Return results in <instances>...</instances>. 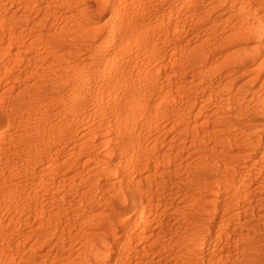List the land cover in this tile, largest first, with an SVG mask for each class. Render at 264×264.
I'll return each instance as SVG.
<instances>
[{
	"label": "rangeland",
	"instance_id": "rangeland-1",
	"mask_svg": "<svg viewBox=\"0 0 264 264\" xmlns=\"http://www.w3.org/2000/svg\"><path fill=\"white\" fill-rule=\"evenodd\" d=\"M83 7L91 5L0 0V264H250L264 257V170L243 172L248 182L226 188L214 175L205 187L195 176L202 161L237 153L222 141L228 125L238 138L242 126L261 122L264 73L236 63L212 68L217 33L209 27L222 20L214 12L183 22L176 34L191 42L174 38V48L155 46L143 32L120 36L111 21L103 47L137 39L133 55L166 77L136 84L144 92L115 83L113 74L80 86L71 60L55 63L38 34L68 27ZM114 8L154 23L125 0ZM189 47L207 51L205 65L184 56ZM55 72L67 83L53 84ZM157 90L167 91L160 102L171 105L151 104ZM168 90L181 93L173 98ZM125 188L133 193L123 197Z\"/></svg>",
	"mask_w": 264,
	"mask_h": 264
},
{
	"label": "bare ground",
	"instance_id": "bare-ground-1",
	"mask_svg": "<svg viewBox=\"0 0 264 264\" xmlns=\"http://www.w3.org/2000/svg\"><path fill=\"white\" fill-rule=\"evenodd\" d=\"M117 1L119 0H82L84 4L86 2L91 5L90 9L86 11V7L81 8L77 19L68 27L60 28L57 31L46 30L38 34L40 43L49 54H53L55 57V63L60 64L71 60L74 75L72 78L80 86H87L89 83H95L99 79L113 74L115 83L123 82L126 87L131 89L137 86L136 89L144 92L145 89L136 84L153 83L156 80L155 76H159L160 73L166 77L159 65L150 64L133 55L134 51L130 46L138 44L137 39L130 40L125 48L112 41L103 47L102 44L109 36L107 34L112 32L111 29H106L111 21L116 20L118 26L116 31L120 33V36L143 32L148 36H155L153 42L155 46L161 44L162 47L174 48L173 41L177 40L174 38H183L186 42H191L190 38L186 39L184 34H180L183 32L176 34L180 31L183 22L188 18L206 20L214 12L222 16V20L218 23L223 25L219 27V24H214L209 27L213 34L217 33V38L211 47L218 55V59L216 62L210 63L212 68L217 69L236 63L254 68L257 73H264V0H162L154 3L125 0L128 6H134L144 11L148 19L154 22L147 25L142 17L131 14L127 10L115 9L114 5ZM26 20H31L34 23L43 22L45 25L47 17L42 19L41 17L32 19L26 17ZM36 25L38 24L34 26ZM1 28L2 25H0ZM188 49L187 54H183L185 57L190 56L200 65H205L206 50L192 47ZM17 52H21V50H17ZM76 54L82 55L81 62L75 59ZM160 54L169 56L165 51ZM150 55L156 56L158 53L153 51ZM37 56L39 57L38 54ZM170 61L172 60L168 62ZM174 62L175 60L172 61V64ZM6 68L10 69V67L4 68L5 73L7 72ZM257 76L259 78V75ZM51 78L54 79L53 84L55 85L67 83L65 81L67 79L64 80V75L58 72L53 73ZM261 81V85L264 86V76ZM155 93L157 94L153 96L152 105L158 106L161 103L171 105L172 102H160L164 99L167 91L162 93L161 90H157ZM180 93L181 90H168V96L172 95L173 98ZM259 110L261 113L259 121L261 122H258L257 125L242 126L243 136L232 137L231 132L234 130H232V124L228 125L227 135L224 134L222 141L226 140L225 144L234 147L237 153L228 154L215 161H202L195 169V176L198 179H204L199 180L201 186L210 185L205 179L212 175L216 176L215 182L222 188H226L229 182L239 179H242L241 183L244 184L248 182V178L242 174L243 172L258 173L264 170V97L258 112ZM146 114L143 113L142 116L146 118ZM45 138L50 139L49 137ZM132 193L133 190L125 188L123 197ZM97 210L96 208L95 215L99 214ZM202 210L203 205H198L194 210L195 215H199ZM97 237L102 238L101 235ZM205 260L202 259L201 263ZM250 264H264V257L258 256L256 262Z\"/></svg>",
	"mask_w": 264,
	"mask_h": 264
}]
</instances>
